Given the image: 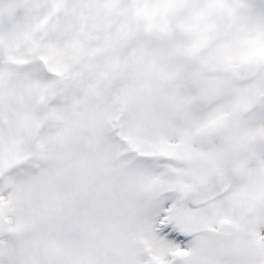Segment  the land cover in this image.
I'll list each match as a JSON object with an SVG mask.
<instances>
[{
	"label": "snow or ice",
	"instance_id": "snow-or-ice-1",
	"mask_svg": "<svg viewBox=\"0 0 264 264\" xmlns=\"http://www.w3.org/2000/svg\"><path fill=\"white\" fill-rule=\"evenodd\" d=\"M0 264H264V0H0Z\"/></svg>",
	"mask_w": 264,
	"mask_h": 264
}]
</instances>
